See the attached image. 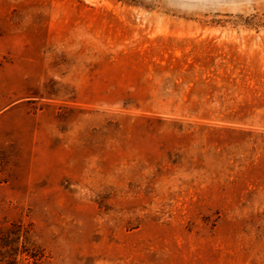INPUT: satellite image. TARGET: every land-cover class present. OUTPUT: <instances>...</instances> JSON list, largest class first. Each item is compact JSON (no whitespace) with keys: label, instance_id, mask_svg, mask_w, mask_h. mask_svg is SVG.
Instances as JSON below:
<instances>
[{"label":"rangeland","instance_id":"obj_1","mask_svg":"<svg viewBox=\"0 0 264 264\" xmlns=\"http://www.w3.org/2000/svg\"><path fill=\"white\" fill-rule=\"evenodd\" d=\"M2 264H264V0H0Z\"/></svg>","mask_w":264,"mask_h":264},{"label":"trees","instance_id":"obj_2","mask_svg":"<svg viewBox=\"0 0 264 264\" xmlns=\"http://www.w3.org/2000/svg\"><path fill=\"white\" fill-rule=\"evenodd\" d=\"M17 227V226H16ZM18 232H21V227H17L16 229H9L6 233L2 232V235H0V248L4 247V245H2L1 243V239L5 238V237H10V235L13 234H19ZM2 254L0 253V258H1ZM2 259V258H1ZM1 259H0V264L1 263ZM10 264V263H9Z\"/></svg>","mask_w":264,"mask_h":264}]
</instances>
